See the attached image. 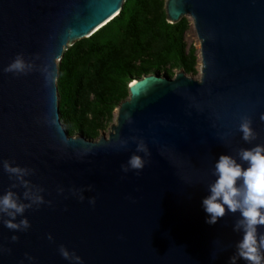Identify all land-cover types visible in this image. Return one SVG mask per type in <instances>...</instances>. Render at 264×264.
I'll return each mask as SVG.
<instances>
[{
  "label": "water",
  "instance_id": "obj_1",
  "mask_svg": "<svg viewBox=\"0 0 264 264\" xmlns=\"http://www.w3.org/2000/svg\"><path fill=\"white\" fill-rule=\"evenodd\" d=\"M123 1L0 0V161L34 169L26 179L52 202L25 211L26 231L0 221V264H73L60 245L83 264H229L242 239L233 231L239 213L210 225L202 200L220 154L264 143V0H165L169 22L192 17L200 78L183 70L132 78L107 135H70L60 120L57 61ZM18 54L31 69L4 71ZM244 115L258 133L251 144L238 130ZM133 136L151 154L139 174L121 167L136 152ZM13 182L0 166V194ZM73 187L84 189L83 201ZM13 191L23 199L22 187Z\"/></svg>",
  "mask_w": 264,
  "mask_h": 264
},
{
  "label": "trees",
  "instance_id": "obj_2",
  "mask_svg": "<svg viewBox=\"0 0 264 264\" xmlns=\"http://www.w3.org/2000/svg\"><path fill=\"white\" fill-rule=\"evenodd\" d=\"M189 21L166 17L165 0H124L119 13L69 45L57 61L60 120L70 135L96 139L128 97L132 78L196 73L197 53L184 35Z\"/></svg>",
  "mask_w": 264,
  "mask_h": 264
},
{
  "label": "clouds",
  "instance_id": "obj_3",
  "mask_svg": "<svg viewBox=\"0 0 264 264\" xmlns=\"http://www.w3.org/2000/svg\"><path fill=\"white\" fill-rule=\"evenodd\" d=\"M30 69L31 65L25 61L22 54H18L4 71L18 74ZM125 118L131 122L130 114H127ZM260 118L264 120V113ZM238 130L242 133V139L249 144L257 139L258 133L253 129L252 119L248 115L241 117ZM131 139L137 143L136 152L130 156L127 164L121 167L125 173L133 169L139 174V170L148 163L146 157L151 154L143 138L133 136ZM127 142V140L119 141L121 146L126 145ZM0 166L9 175V179L14 181L6 192L0 194V221L10 230L26 231L31 225L27 217L23 215L25 211L33 206L39 207L45 203L50 205L52 202L45 201L42 187L26 179L33 174L34 169L14 165L9 160L0 161ZM211 175L215 179L207 184L209 195L202 200L203 208L208 216L206 223L212 225L229 213L233 215L239 213L233 224V231L242 233V239L236 242V251L230 257L229 264H237L238 259H243L246 264H264V232L259 231L261 227H264V143L239 148L236 155L220 154L211 170ZM18 187L24 189L23 199L16 191H13ZM91 189L92 185H88V190ZM57 190L60 193L65 191L62 186ZM83 191L82 188L70 189L71 194L81 201L85 198ZM89 203L94 205L95 197L89 198ZM18 216L23 218L17 221ZM18 239L16 235L11 237L12 241ZM48 239H53L50 233ZM2 251L3 248L0 246V252ZM8 251L11 250L8 249ZM59 252L63 258L72 261L73 264H83L82 257L75 251L70 252L64 245L59 246ZM212 258H216L215 254ZM28 259L34 258L29 256Z\"/></svg>",
  "mask_w": 264,
  "mask_h": 264
},
{
  "label": "rangeland",
  "instance_id": "obj_4",
  "mask_svg": "<svg viewBox=\"0 0 264 264\" xmlns=\"http://www.w3.org/2000/svg\"><path fill=\"white\" fill-rule=\"evenodd\" d=\"M188 21H189V26H188V29L186 30L185 32V35H184V38H185V41H186V44L187 45H193L195 48H196V53H197V64H196V73L193 74V75H190V74H187L188 76H192L194 78H200L201 76V58H200V52H199V38L197 36V33H196V30L194 28V25H193V21H192V17L190 15H184ZM180 69H174L173 72L174 74L176 72H178ZM116 113H117V107H115L114 111H113V119L112 121L107 125L106 128H104L103 130H101L99 132V136L101 134H105L107 135L108 132L110 131L111 129V125L113 123H115V116H116Z\"/></svg>",
  "mask_w": 264,
  "mask_h": 264
}]
</instances>
